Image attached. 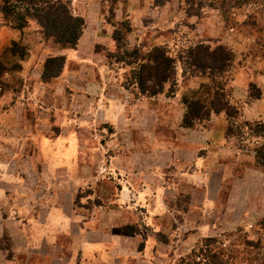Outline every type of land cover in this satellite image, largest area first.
<instances>
[{
  "label": "rangeland",
  "instance_id": "1",
  "mask_svg": "<svg viewBox=\"0 0 264 264\" xmlns=\"http://www.w3.org/2000/svg\"><path fill=\"white\" fill-rule=\"evenodd\" d=\"M243 2L249 4L240 5ZM69 4L74 16L87 21L86 34L102 40L93 46L101 60L89 65L100 67V73L94 77L91 69H79L76 80L68 78L62 85L59 78L65 56L54 52L41 61L43 87L29 90L36 91L29 101L23 81L14 78L11 86H5L0 80V264H14L16 258L26 256L34 264L81 263V244L86 241L107 245L109 258L103 255L102 261L110 264H176L210 237L218 240L212 250L226 246L235 252L233 264H264V218L246 217L233 223L240 216L236 206L225 209L228 212L211 208L212 214L190 208L192 191L180 185L178 170L161 162L158 166L153 158L142 161L140 153L132 151L138 142L142 149L147 142L142 125H124L125 120L134 123L146 118L133 103L151 97L140 94L133 73L148 63L154 47L183 62L188 47L221 44L234 55L223 93L238 110L226 129L236 146L255 162L256 154L264 152V132L239 117L240 94L234 91L245 90L252 100L251 96L264 90V0H69ZM8 24L0 14V26ZM25 28L30 30L27 40L36 38L51 49L60 48L46 40L36 23L30 21ZM118 36L123 37L122 46L116 47L113 37ZM10 50L17 51L16 59L25 58L21 44ZM135 50L139 54L133 62L128 56ZM124 55L128 59L119 62ZM59 56L63 58L61 70L60 61H55L43 76L46 61ZM176 70L175 87L170 89L175 93L167 94L168 83L161 96L177 97L179 106H183L182 96L210 84L205 76H182L179 62ZM57 71V76L48 77ZM190 78L197 85L188 87ZM145 86L153 88L149 82ZM142 163L150 164L146 175H134L137 172L131 168H141ZM216 182L214 173L212 184ZM142 186L145 190L137 192ZM229 192L228 206L238 204L233 197L237 191ZM157 199V207H148ZM156 216L165 233L150 221ZM47 219H52L46 233L52 239L48 244L40 241L37 250L23 249L24 236L32 228L43 227ZM93 229L96 235L86 237Z\"/></svg>",
  "mask_w": 264,
  "mask_h": 264
},
{
  "label": "crops",
  "instance_id": "2",
  "mask_svg": "<svg viewBox=\"0 0 264 264\" xmlns=\"http://www.w3.org/2000/svg\"><path fill=\"white\" fill-rule=\"evenodd\" d=\"M82 17L84 18L85 16L82 15ZM84 25L87 27L86 20ZM85 30L84 28L74 49H51L49 48L50 46L38 43L36 38H32V41L27 40L26 37H29L30 34L29 29L18 30L11 26H0V62L5 69L0 76L2 84L11 86L15 80L14 78L20 79V81L24 82L25 89L28 90L27 100L29 101V97H34L33 93L43 87L40 83L41 61L45 59L47 54L54 52H56V55L65 56V69L63 75L59 78L62 85L68 78L76 80L79 77L76 75L79 69H91L94 77L99 75L100 67L99 69L97 67L91 68L89 65L97 62L98 58L101 60L102 56L100 54H94L93 46L101 43L102 40L99 38L100 36L92 35L93 33L86 34ZM36 35L35 33L33 37ZM12 43L22 45L25 51L24 60L16 59L17 56L9 53L7 49ZM242 57L246 58V54H243ZM16 64L19 67L16 69L12 68ZM186 82L188 87L197 85L195 78L187 79ZM29 90L36 91L31 93ZM234 92H239L238 94H240L237 98L241 106L239 117L249 122H264V90H260V97L254 100H248V96H246L248 92L245 90H236ZM177 101V97L166 99L159 94L148 99L140 98L136 103H133L137 111L142 110L141 116L146 118L141 122L135 121L134 123H132V120H125L124 125L131 128L134 125L138 126V123H140L147 142L144 140L143 149L140 142H138L137 148L135 147L134 149L133 146L132 151L137 150L140 153V157L143 158L142 161L147 157L148 160L153 158L156 159L158 166H160L161 162L165 167L172 166L174 170H178L180 185L183 184V186L190 188L192 191L190 208H193V206L199 207V210H205L204 213L210 214L214 210L228 212L225 209L236 206L240 216L233 223L242 222V219H246V217L251 220L264 218V168L256 166L253 156L250 157L247 153L241 151L236 146V140L233 137L228 138L226 136L225 130L228 123L226 116L223 113H212L204 127L203 125H196L193 128H185L182 126L184 108L182 105L179 106ZM242 104H244V107H242ZM129 133L131 134V131ZM131 140V143H133V139ZM131 155L134 157L135 154L132 152ZM163 155H167V160L163 159ZM150 164L142 163L141 168L134 166V168H131V172L134 173L136 171L137 173L134 175H140L141 173L142 177L146 175L145 171L148 168L146 165L150 166ZM214 173L217 176L216 185L212 184ZM126 189L129 190V187H126ZM150 189L155 191L153 187ZM140 190L145 189L142 186L137 192H140ZM232 190L237 191V196L234 195L233 197H237L239 203L228 206L225 198L228 194L230 195L229 191L232 192ZM196 192L198 198L200 197L199 199L195 198ZM152 200H154V197ZM158 204L159 199L150 202L148 207H157ZM211 208L213 210L209 211ZM153 218L150 219L153 225L156 226L158 231L165 233L161 228L163 222L159 216H156L155 219ZM47 221L45 220L46 223L43 227H36V230L29 228L31 230L21 240L22 243L20 245L23 246V249L28 251L30 249L37 250L40 248L38 246L40 241L48 244L52 236L48 237L46 233L50 231L49 227L52 226L50 223L52 219H47ZM218 224L225 225L221 221ZM95 231L93 229L86 232V237L96 235ZM30 244H33V246H30ZM16 249L20 250L22 248L18 247ZM106 249L107 245L99 243V241L83 242L81 244L82 262L73 264H110L108 261H102L104 259L102 258L103 255L107 259L109 258L110 250L109 248L108 250ZM18 258L13 262L14 264H34L30 257ZM88 258L91 259L87 260ZM67 264L69 263L67 262Z\"/></svg>",
  "mask_w": 264,
  "mask_h": 264
},
{
  "label": "trees",
  "instance_id": "3",
  "mask_svg": "<svg viewBox=\"0 0 264 264\" xmlns=\"http://www.w3.org/2000/svg\"><path fill=\"white\" fill-rule=\"evenodd\" d=\"M248 4L243 2L240 5L245 6ZM69 5V0H0V14H2V20L9 22L8 25L12 28L22 30L30 21L34 22L46 40H52L55 46L62 49H74L82 34L84 21L81 17L74 16L71 13ZM116 33L120 32L114 34ZM122 40V36H118L117 39L113 37L116 47L122 46L120 44ZM16 45V43H12L10 48ZM10 48L7 50L16 56L17 51L14 50V52ZM138 54L139 52L135 50L128 57L134 62ZM184 54L185 60L181 62L179 59L176 60L168 56L161 47H154L148 56V63L142 65L139 70L133 73L134 77L138 79L140 94L148 97L157 96L164 92L165 85L169 83L167 94L173 95L175 91L170 89L175 87L176 64L179 62L182 76L187 78L205 76L210 80L209 85H201L198 88V90L203 89L202 93L198 94L199 91L195 90L191 91L188 97L182 96L181 102L184 106L182 126L193 128L196 124H200V121L207 122L212 113L219 114L223 112L228 121L234 119L238 114V110L225 100V94L223 93L224 83L227 82L226 74L230 70L234 59L231 50L221 44L213 48L209 45L198 44L188 47ZM126 56H119V62L122 63L124 59H128ZM23 58L24 55H21L18 59ZM62 60L61 56L48 59L46 67L43 68V76H45L49 64L52 65L55 61H60V71L63 64ZM17 67H19L18 64L14 66V69ZM4 71L5 69L0 62V76ZM59 71L48 75V77L57 76ZM147 82L151 83L153 88H145ZM255 95V97L254 95L251 96L252 100L259 98L260 92ZM243 124L247 126L250 123L244 122ZM253 124L258 128L259 131L257 130V132H264V124L261 122H253ZM228 129H226V136L230 138ZM255 163L257 166L264 168V152L256 154ZM212 244H218L217 237L203 239L189 254L181 257L176 264H233V261L237 258L234 251L226 250V246L219 247L215 251L211 249Z\"/></svg>",
  "mask_w": 264,
  "mask_h": 264
}]
</instances>
